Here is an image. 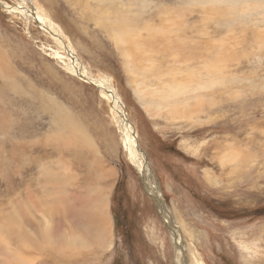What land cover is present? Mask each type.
<instances>
[{
	"label": "rangeland",
	"instance_id": "1",
	"mask_svg": "<svg viewBox=\"0 0 264 264\" xmlns=\"http://www.w3.org/2000/svg\"><path fill=\"white\" fill-rule=\"evenodd\" d=\"M100 3L0 0V42L13 66L0 74V264H13L9 249L13 240L24 232L30 239L38 229L42 235L44 217L55 220L52 213L40 211L55 205L53 196L65 189L61 184L78 205L81 198L98 202L101 188L110 192L109 221L99 218L104 237L111 227L112 248L101 258L86 254L75 264H177L169 224L143 177L162 193L188 264L193 254L203 264H264V0ZM4 6L41 11L57 34L53 37L43 28L49 27ZM129 9V16H119ZM108 23L132 32L133 44H119L112 30L107 32ZM143 38L147 50L156 53L153 66L142 62L144 72L158 68L159 75L171 73L168 78L173 76L176 82L189 86L193 81L191 88L201 83L205 88L188 95L185 103L182 98L176 105L149 104L161 93L133 83L138 73L127 69L123 55L129 49L130 55L139 57L138 39ZM168 40L180 54V71L169 63L171 49L164 50ZM65 46L75 53V60ZM189 57L194 60L187 63ZM131 62L134 68L137 62ZM7 73L8 81L2 79ZM88 77L109 80L121 100L135 128L146 175L139 172L140 164L126 148L127 137L113 121V100ZM136 87L147 105L136 95ZM53 103L74 113L91 135L113 171L108 185L101 186L100 175L79 161L85 155L81 148L92 151L86 144L77 142L79 150L70 148L78 128H66L60 117L67 113L56 116ZM186 144L196 150L187 151ZM58 179L60 186L51 194ZM10 224L14 231H8ZM26 252V264H58L57 254Z\"/></svg>",
	"mask_w": 264,
	"mask_h": 264
},
{
	"label": "bare ground",
	"instance_id": "2",
	"mask_svg": "<svg viewBox=\"0 0 264 264\" xmlns=\"http://www.w3.org/2000/svg\"><path fill=\"white\" fill-rule=\"evenodd\" d=\"M87 1L89 2V0H87ZM106 1L107 0H100V2H101L100 4H106ZM80 2L83 3V0H80ZM98 6L100 7L99 4H98ZM4 8H6L9 12H12L15 14H17V12H20L21 14H24L29 18H32L38 22H41L43 26L49 27L50 30L54 32V34H52L48 28L43 27L53 37H55V34H57V28L53 25L52 21L43 13L41 15H39V12H41L39 10L36 11L34 9V10L30 11L28 8L20 7V6L15 7V8L4 6ZM35 11H36V13H35ZM130 11L131 10L129 9V10L125 11V13L120 14L119 16H121V17L129 16V14L131 13ZM22 12H24V13H22ZM119 22H121V21H119ZM114 29H115V31H114ZM106 30H107V32L109 30H112V32L116 36L119 44H124V45L133 44V43H131V40H130L132 32H129L126 30H121V29L115 27L114 23H108ZM168 32L169 31L165 32V34H167ZM140 37H141V35H140ZM57 38H58V40H61L63 42V39L60 36H57ZM138 41L141 42L138 44L139 49L140 48L142 49V52H141L139 57L135 58L134 56L130 55L129 49L124 50L123 55H124L125 59L127 60V67H128L127 69H129L130 71L134 70L138 73V76H136L134 78L133 83H136L137 86L139 85V86H145V87L151 88V89H156L155 94L161 93L162 96L160 98H158L157 100H153L152 98H150V100H152V101H149V104H153V105H155L156 103L161 104L162 101H165V102L171 103L173 105H176V104H180L179 102L181 101L182 98L184 99L183 103H185L186 101L188 102V100H187V98H189V97H187L188 95L192 94L194 91H198V90L205 88L204 84H202V83H201V85L200 84L197 85L198 87L194 86L195 88H191L190 86H191V83L193 85V81L189 82V86L184 85L185 81L182 82L183 84L180 83L181 80L178 81L179 82L178 83V82H176L175 77L171 76V78H168V76L171 73H168L169 74L168 76L165 75L164 73H161L159 75V72L156 71L158 68L156 70H154V67H152V68H150L151 70L149 69L150 71L148 70L149 72H144V65L142 64V62H146L147 64H150L151 66H153L154 63H156L155 62L156 61L155 60L156 53L154 51L147 50V44H145L144 38L140 39V40L138 39ZM170 42H171L170 40H168L166 42L167 47L164 49L165 51H169V49H171ZM59 44H61V46L64 47L62 43L59 42ZM65 50L68 53L72 52V55L74 57V58L72 57V59L73 60L76 59L75 53L72 50H70V49L68 50L66 46H65ZM150 54H151V56H148ZM178 55H180L178 53V49L173 45L171 52H170V55H169V57L171 58V61L169 63L171 64V68H173L174 70L181 69L180 64L177 61V59L179 57ZM143 56L144 57L148 56V57L146 59H144V58H142ZM189 60H194V59H193V57H189L187 59V63L189 62ZM131 61L137 62L134 68H132L133 63ZM162 62H163V60H162ZM10 65H11V59H10V56L8 54L7 47L4 46L0 42V74L2 75V73L10 72ZM19 67L20 66H18V68ZM19 73H20V71H19ZM77 73L80 76H82L81 70H79ZM22 74H24V73H22ZM21 76H24V75H21ZM91 78L88 77V80L92 81L93 78L92 79ZM2 79L8 81L9 80V74L8 73L5 74ZM151 79H158V80L151 81V83H150L149 80H151ZM93 80L94 81H92V82L94 84H96V86L99 88V90L107 92L109 94V96L111 97V99L113 100V104L110 106L113 121L118 128V132H120V134H123L127 137L126 148L128 149V152H130V155L133 157V162H135V164H137V165L140 164L139 165L140 166L139 172L141 174L146 175V173H144V171L141 169L143 167V165L141 166V164H143V162L141 160L140 155L142 156L143 161H145V158L143 157L140 150L138 149V145L136 144L137 135L135 133V128L127 120V117L125 115L121 100L118 98L116 92L114 91V89L109 84L110 83L109 80H106V82H103L100 80H95V79H93ZM173 80L177 84L171 83V82H173ZM146 83H149L151 86H149ZM159 84H164V86L160 87ZM105 85H106L107 89L105 88ZM154 86H156V87L152 88ZM135 92H136V95H138L140 97V101L144 105H147L146 103H144L146 98L141 97L142 92L138 93L137 87H136ZM195 97H190V99H193V98L195 99ZM172 100H177V102H172ZM53 104L55 107L54 112L56 113V116L59 117V115H61L62 113H67V115L60 117V122L61 123L64 122V124L66 125L65 126L66 128H68V126H69L73 131H75V128H78L77 131L75 132L76 138H73V136L70 138L72 140L70 143L73 145V146H70V148L79 150L77 147L78 146L77 142H81L83 144H86L92 151H86L80 147L82 149V152H85V155L82 156L79 153V155H80L79 161H84L82 163L88 164V166L90 168H92L95 172H97L100 175L99 181H100L101 186L105 185V184L108 185V183H109L108 179L111 178L110 173L113 171L109 169V167L106 165L105 161L99 155L98 149H97L96 144H95L93 138L91 137V135L89 133H85L84 126H81L78 124L77 118L75 117L74 113H71V111H69V110L65 111V109H63V108L59 110L58 107L56 108L58 103H53ZM124 117H126V119ZM17 140H19V139H17ZM15 142H16V140H15ZM52 142H53V140H52ZM60 144H62V143L60 142ZM64 144H62V145H64ZM86 145H85V147H86ZM17 148H19V147H17ZM24 148H26V147H24ZM24 148H23V150H25ZM185 148L187 149V151L192 150L194 152L196 150V148L194 149V147H192L191 145H187V144L185 145ZM23 150H22V152H23ZM20 151H21V149H20ZM192 151H191V153H192ZM90 152H93V153H90ZM7 155H9V154L7 153ZM234 162H235V160H234ZM144 166L146 168L145 162H144ZM44 170L45 169L42 168V172H41L42 174L44 173ZM68 178H70V177H68ZM68 178L65 181V184L69 180ZM60 183H61V179L60 180L58 179V181L56 182L57 185L55 187H52L53 189H51V192H50L51 194L54 193L57 186L58 187L60 186ZM48 186L49 185H47V187ZM61 186H63L65 189L62 191L63 192L62 194L60 192L57 194V196H55V195L53 196V198H54L53 201H54L55 205H53V203H52L51 207H49L50 206L49 205V206H47V208H44L43 211H40L42 213H47V214L52 213L51 215L55 216L54 221L49 217H44L42 235H41V233H39V231H38L39 229H38L36 231L37 233L36 234L33 233V237L29 239L28 237H26V233L24 232L22 238L20 235L19 240L17 238V242L15 240H13L12 245L9 244V249L13 253V257H12L13 264H26V258L29 257V255L26 252V249L33 250L38 255H42V254H45L47 252L57 254L59 256V257H57V263L58 264H70V262L72 264H75V260H77V259L80 260L83 257H85V259H86V254L88 257L95 254V256H98L95 258H101L108 253V250H110L112 248L113 236L111 234V227L108 228V230L106 231L105 237H104L103 234H101L103 231V227L100 224V218H99V216H100L105 221H109L108 218H109V214H110V211H109L110 204H109L108 198H109L110 192L107 189V187L101 188L102 189L100 192V198L101 199L98 202H92L88 198H86V199L81 198L80 204L78 205L77 203L72 202L71 199H69L67 197V195H68V194H66L67 193V187H65L64 184H61ZM145 187H146L147 191L149 192V194L155 198V202L157 203L158 207L160 208V213L162 214V217L164 219H166L167 224H169L170 231L172 233L171 236H172V239H174V243L176 245V262H177V264H185V254H184L185 249H184V246L181 245V244H183L181 241V237L179 235L177 227H175V225L173 223L175 221H173V219H172V214H171L170 210L168 209L167 204L164 202V200L162 198V193L160 192V190L156 189V187L152 181L150 182L148 179L146 180V178H145ZM40 188H42V187H40ZM43 190L44 189H42V193L46 191V190L45 191H43ZM42 200H43V197H42ZM18 202L20 204V201H18ZM13 203H15L14 200H13ZM40 204H42V203H40ZM45 204H46V202H45ZM49 204H51V203H49ZM19 207H20V205H19ZM11 213H10V215H11ZM14 214H16V213L14 212ZM16 218H17V216H16ZM19 221H21V220H19ZM20 224H22V223H20ZM20 224H18V226H20ZM18 226H16V227L18 228ZM12 227L14 228V225L13 226L11 225V227H10L11 229L8 228L9 229L8 231L12 230L13 229ZM28 227H29V225L27 226V228ZM14 229H13V231H14ZM187 231H188L189 236L191 238H193V232L189 229H187ZM40 232H42V231H40ZM14 233H16V232H14ZM8 243H9V241H8ZM88 250H90V253H86V251H88ZM23 253H26V255H23ZM68 253H72L73 255L68 257L67 256ZM192 258H193L192 264H203L195 254H193ZM53 261H51V262H53Z\"/></svg>",
	"mask_w": 264,
	"mask_h": 264
},
{
	"label": "water",
	"instance_id": "3",
	"mask_svg": "<svg viewBox=\"0 0 264 264\" xmlns=\"http://www.w3.org/2000/svg\"><path fill=\"white\" fill-rule=\"evenodd\" d=\"M2 6H3V5H2ZM124 118L126 119V117H124ZM142 180H143V183H144V185H145V178L143 177ZM185 264H188V257H187L186 254H185Z\"/></svg>",
	"mask_w": 264,
	"mask_h": 264
}]
</instances>
